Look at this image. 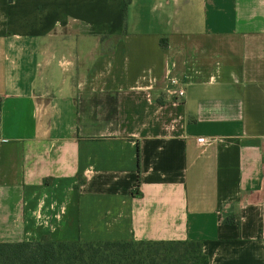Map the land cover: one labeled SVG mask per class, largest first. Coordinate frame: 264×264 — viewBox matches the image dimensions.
Here are the masks:
<instances>
[{
    "label": "crops",
    "instance_id": "1",
    "mask_svg": "<svg viewBox=\"0 0 264 264\" xmlns=\"http://www.w3.org/2000/svg\"><path fill=\"white\" fill-rule=\"evenodd\" d=\"M44 236L264 264V0H0V242Z\"/></svg>",
    "mask_w": 264,
    "mask_h": 264
},
{
    "label": "trees",
    "instance_id": "2",
    "mask_svg": "<svg viewBox=\"0 0 264 264\" xmlns=\"http://www.w3.org/2000/svg\"><path fill=\"white\" fill-rule=\"evenodd\" d=\"M0 264H207V257L196 240L55 241L44 236L0 242Z\"/></svg>",
    "mask_w": 264,
    "mask_h": 264
},
{
    "label": "built area",
    "instance_id": "3",
    "mask_svg": "<svg viewBox=\"0 0 264 264\" xmlns=\"http://www.w3.org/2000/svg\"><path fill=\"white\" fill-rule=\"evenodd\" d=\"M170 82L174 85L177 83L176 79H170ZM173 94L176 96V97H182L183 94H184V91H183V88H180V87H177L173 90ZM197 141L200 142V143H205L206 139L203 138V137H199L197 138Z\"/></svg>",
    "mask_w": 264,
    "mask_h": 264
}]
</instances>
